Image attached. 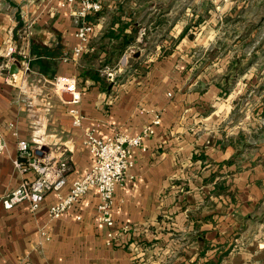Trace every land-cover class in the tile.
<instances>
[{
    "label": "crops",
    "instance_id": "crops-1",
    "mask_svg": "<svg viewBox=\"0 0 264 264\" xmlns=\"http://www.w3.org/2000/svg\"><path fill=\"white\" fill-rule=\"evenodd\" d=\"M101 1L87 15L89 49L74 58L76 4L0 0V264H264V0ZM150 37V55L139 47L120 63ZM57 76L76 80L80 125ZM157 115L113 191L111 242L95 189L55 218L53 193L36 210L3 206L25 175L17 139L66 159V191L92 161L85 128L131 137Z\"/></svg>",
    "mask_w": 264,
    "mask_h": 264
},
{
    "label": "built area",
    "instance_id": "built-area-1",
    "mask_svg": "<svg viewBox=\"0 0 264 264\" xmlns=\"http://www.w3.org/2000/svg\"><path fill=\"white\" fill-rule=\"evenodd\" d=\"M59 4L62 7L76 4L73 14L77 43L72 48V56L77 58L89 49L88 43L93 32V24L87 20V15L100 11L102 1L60 0ZM13 50V46L8 45L6 55L11 56ZM4 66L8 67L7 64ZM26 69L25 65L24 70ZM108 75L112 76V73L109 72ZM13 76L14 73H11V77ZM53 86L61 92L70 93V102L74 105L69 109V113L73 116L72 123L80 125L82 115L76 107L80 100V92L76 80L73 77L57 76L53 80ZM159 123L160 119L157 115L138 134L131 137L121 135L99 137L95 129L85 128L83 144L87 147L92 161L81 176L68 183L66 191H63L67 185L65 173L69 169L66 159L41 157L34 152L26 139H17V158L14 159L13 164L25 175L15 188L1 198L3 206L9 209L21 201H27L30 209L36 210L44 197L48 193H53L55 201L49 205L48 213L55 218L73 208L87 191L95 189L99 199L98 220L109 227L106 236L108 243L111 242L114 238L112 230L114 221L111 214L113 191L132 166L131 149L139 146L143 148V138L153 134ZM4 148L5 142L0 138V152Z\"/></svg>",
    "mask_w": 264,
    "mask_h": 264
},
{
    "label": "rangeland",
    "instance_id": "rangeland-1",
    "mask_svg": "<svg viewBox=\"0 0 264 264\" xmlns=\"http://www.w3.org/2000/svg\"><path fill=\"white\" fill-rule=\"evenodd\" d=\"M200 2V0H195V3L194 4H197V3H199ZM193 3V2H192ZM185 4H187V1L186 0H180V7H181V9L184 7V5ZM185 7H186V5H185ZM197 7V6H196ZM195 7V8H196ZM183 12V10H181L180 11V15L181 14H183L182 13ZM197 14H199V17L198 18H201V16L203 15V13H197ZM198 18L195 20V21H191V22H189L188 23V25H187V31L191 34V35H194V33H196V32H198V30L200 29V20L198 21ZM159 24H161L160 22H159ZM158 24L157 23H152V24H149V26L147 27V29H148V31H150L151 33H153L155 30H156V26H157ZM166 25V22H165V20H163V22H162V25L161 26H165ZM159 28H161L160 27V25H159V27H158V29ZM261 29H262V26H261ZM154 41H156L155 39H153V37H150V38H148L147 40H145V41H142V42H145V45H141L142 44V42L141 43H139L138 45H137V47H134L135 49H133V50H140V49H138L139 47L140 48H144L145 50H146V52H147V54H151V52L153 51L152 50V46H153V42ZM133 52V51H132ZM132 52H130L129 53V55L132 53ZM149 54V55H150ZM114 61L116 62L117 61V57H115V59H114ZM114 70H111V69H104V70H102V73L105 75V76H108L109 77V75H108V72H111L113 75H114V72H113ZM197 264H201V263H197Z\"/></svg>",
    "mask_w": 264,
    "mask_h": 264
},
{
    "label": "water",
    "instance_id": "water-1",
    "mask_svg": "<svg viewBox=\"0 0 264 264\" xmlns=\"http://www.w3.org/2000/svg\"><path fill=\"white\" fill-rule=\"evenodd\" d=\"M140 55V51L136 50L134 51L131 55H122L121 59H120V63L121 64H131L135 58L139 57ZM15 71V67L11 66L10 67V72H14Z\"/></svg>",
    "mask_w": 264,
    "mask_h": 264
},
{
    "label": "trees",
    "instance_id": "trees-1",
    "mask_svg": "<svg viewBox=\"0 0 264 264\" xmlns=\"http://www.w3.org/2000/svg\"><path fill=\"white\" fill-rule=\"evenodd\" d=\"M132 32H136V29H133ZM130 40H131V38L130 39H126L125 42L130 41Z\"/></svg>",
    "mask_w": 264,
    "mask_h": 264
}]
</instances>
